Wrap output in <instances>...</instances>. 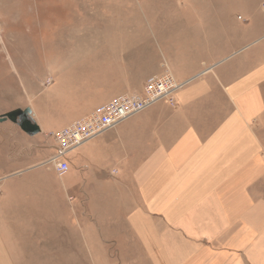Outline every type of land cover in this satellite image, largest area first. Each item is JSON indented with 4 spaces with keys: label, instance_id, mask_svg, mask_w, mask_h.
<instances>
[{
    "label": "crops",
    "instance_id": "obj_1",
    "mask_svg": "<svg viewBox=\"0 0 264 264\" xmlns=\"http://www.w3.org/2000/svg\"><path fill=\"white\" fill-rule=\"evenodd\" d=\"M263 1L159 0L156 70L163 62L160 75L182 84L174 104L158 100L68 153L81 214L101 237L109 224L119 236L104 239L110 253L120 243L129 264H264ZM112 52L52 63L53 90L74 92L84 73L115 80ZM123 68L127 78L148 74ZM124 91L71 104L58 122H45L51 96L40 91L30 106L41 131L4 134L6 158L32 169L53 151L46 134ZM0 231L1 264H17L25 245H37L36 235Z\"/></svg>",
    "mask_w": 264,
    "mask_h": 264
},
{
    "label": "rangeland",
    "instance_id": "obj_2",
    "mask_svg": "<svg viewBox=\"0 0 264 264\" xmlns=\"http://www.w3.org/2000/svg\"><path fill=\"white\" fill-rule=\"evenodd\" d=\"M210 3L214 6L225 4L223 0H210ZM158 5L159 0H0V230L7 234L9 230H15L21 237H38L36 246L32 242L16 254L17 264L130 263L127 257L131 256L121 250L120 243L117 246L119 254L110 253L105 240L119 241V236L110 234L109 224L101 237L95 226L81 214L76 200L78 182L72 177L73 172L54 171L50 162L57 154L54 139L51 155L35 167L26 171L13 168L22 162L6 158L1 137L4 134L13 137V130L18 125L4 120L3 116L28 108L40 132L30 106L32 102L36 103L35 96L40 91L47 90L51 96L45 122L61 121L70 113L71 104L74 107L86 98L92 100L98 95L126 89L111 99L114 100L140 92L147 78L160 76L165 67L160 62L162 69L156 70L160 61ZM222 48L227 49V46ZM110 52L113 62L119 66L116 83L111 76L84 73L75 82L74 92L66 84L63 85L65 88L60 84L59 90H53L55 78L51 72L56 62L64 64L67 59L71 60L70 56ZM218 55L214 54V57L218 58ZM124 65L129 66L132 75L141 68L148 74L138 78L121 76ZM129 80L133 85L126 86ZM53 95L65 97L58 99ZM59 128L56 126L54 132L62 129ZM52 133L46 134L47 138H52ZM79 145L65 153L66 159L69 160L68 153Z\"/></svg>",
    "mask_w": 264,
    "mask_h": 264
},
{
    "label": "built area",
    "instance_id": "obj_3",
    "mask_svg": "<svg viewBox=\"0 0 264 264\" xmlns=\"http://www.w3.org/2000/svg\"><path fill=\"white\" fill-rule=\"evenodd\" d=\"M262 7L264 9V1ZM181 86L182 84L169 72L160 76H150L140 92L125 94L99 105L88 115L52 133L51 137L57 145V154L50 158V162L56 172L65 173L69 170L65 153L80 143L113 127L126 117L146 109L158 100H166L174 104L175 92Z\"/></svg>",
    "mask_w": 264,
    "mask_h": 264
},
{
    "label": "water",
    "instance_id": "obj_4",
    "mask_svg": "<svg viewBox=\"0 0 264 264\" xmlns=\"http://www.w3.org/2000/svg\"><path fill=\"white\" fill-rule=\"evenodd\" d=\"M23 115V117H20ZM4 120H10L17 124L23 131L34 134L39 131V128L33 118L30 116V109H26L20 113H16V111H11L3 116Z\"/></svg>",
    "mask_w": 264,
    "mask_h": 264
},
{
    "label": "flooded vegetation",
    "instance_id": "obj_5",
    "mask_svg": "<svg viewBox=\"0 0 264 264\" xmlns=\"http://www.w3.org/2000/svg\"><path fill=\"white\" fill-rule=\"evenodd\" d=\"M20 117H23V115H20Z\"/></svg>",
    "mask_w": 264,
    "mask_h": 264
}]
</instances>
